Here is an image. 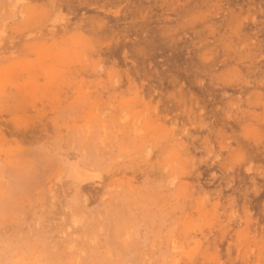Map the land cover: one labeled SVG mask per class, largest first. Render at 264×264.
Segmentation results:
<instances>
[{
	"label": "rangeland",
	"instance_id": "rangeland-1",
	"mask_svg": "<svg viewBox=\"0 0 264 264\" xmlns=\"http://www.w3.org/2000/svg\"><path fill=\"white\" fill-rule=\"evenodd\" d=\"M0 264H264V0H0Z\"/></svg>",
	"mask_w": 264,
	"mask_h": 264
}]
</instances>
